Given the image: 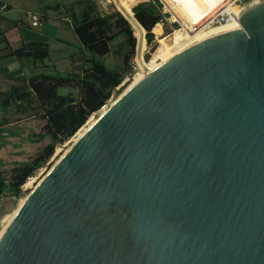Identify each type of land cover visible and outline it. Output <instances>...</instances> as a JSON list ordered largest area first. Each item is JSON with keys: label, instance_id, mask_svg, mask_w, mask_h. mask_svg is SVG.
I'll return each instance as SVG.
<instances>
[{"label": "water", "instance_id": "95a60500", "mask_svg": "<svg viewBox=\"0 0 264 264\" xmlns=\"http://www.w3.org/2000/svg\"><path fill=\"white\" fill-rule=\"evenodd\" d=\"M239 19L75 141L8 225L0 264H264V0Z\"/></svg>", "mask_w": 264, "mask_h": 264}, {"label": "rangeland", "instance_id": "374dc122", "mask_svg": "<svg viewBox=\"0 0 264 264\" xmlns=\"http://www.w3.org/2000/svg\"><path fill=\"white\" fill-rule=\"evenodd\" d=\"M140 1L148 0H0V4L8 5L7 10H0V30H9L7 35L13 46H23V44L36 41L47 42L50 49L49 55L43 60L33 61L31 57L19 60L16 57H12L13 59H8L10 58L8 57L6 60L0 61V74L3 77L0 79V175L10 179L15 168L31 161L43 151L48 143L52 142L49 136L37 140L39 134L45 133L46 118L42 115V107L33 97L22 101L17 100L15 89L25 87L27 79L39 72L82 73L84 67L89 63L88 59L92 56L90 52L81 47L74 31V25L83 13L90 11L89 9L92 7L91 16L108 15L117 11L124 15L122 12L124 9L130 10L132 15L134 14L133 4L136 5ZM193 2L198 13L206 12V16L197 15L191 18L193 13L190 0H187L185 6L181 3L180 6H177L169 1V4L172 5L170 9L173 18L180 21L181 24L180 26L173 24L163 17V22L156 23L152 29L154 37L151 42H148L145 37L146 30L139 27L136 22L138 27L135 31L129 19L124 15L137 38L138 51L136 48L135 54L126 63L124 54L129 48L125 33H120L111 42V52L99 57L108 67L124 72L120 85L132 77L136 65L139 67L150 66L158 60V54L177 43L194 27L205 23V21L209 23L208 20L209 24L216 22L215 19L220 14L218 7L209 8L205 0H193ZM233 4L239 5L237 3L228 4L223 6L222 10L227 13V6ZM26 11L41 13L42 25L33 27L28 21H25L23 15ZM186 11L187 13L184 14ZM20 19L21 23L15 22ZM13 23H15V27H12ZM116 29L118 28L116 27ZM162 31H164L165 37L159 38V33ZM0 45H9L3 34L0 36ZM143 55L149 61L146 64H138ZM120 85L113 90L109 100L117 98L121 93ZM58 90L61 94H71L76 99L80 97V89L77 84L62 86ZM65 142L56 145L54 154L57 148ZM54 154L31 176L42 168L50 167L55 160ZM24 197L26 194L22 186L18 194L6 191L0 196V229L6 224Z\"/></svg>", "mask_w": 264, "mask_h": 264}, {"label": "trees", "instance_id": "16d2710c", "mask_svg": "<svg viewBox=\"0 0 264 264\" xmlns=\"http://www.w3.org/2000/svg\"><path fill=\"white\" fill-rule=\"evenodd\" d=\"M2 5L3 3L0 7ZM132 9L134 11L132 15L138 26L146 30L145 37L151 42L154 37L152 29L163 18L160 1H140L136 5L133 4ZM89 10L92 11V7ZM90 11L84 12L74 25L81 47L92 54L82 73L39 72L27 79L25 87L14 88L17 100L33 97L42 107V115L46 118L45 133L39 134L37 140L49 136L52 142L48 143L31 161L15 168L10 179L0 175V196L6 191L18 194L27 178L54 154L56 145L72 137L93 112L107 103L113 90L123 80L124 72L108 67L99 57L111 52V42L116 35L125 33L129 50L124 54V60L126 63L129 61L137 47V38L133 34L131 24L120 11L96 16H91ZM186 13L187 11L184 14ZM2 34L0 31V36ZM163 37H165L164 31L159 33V38ZM3 50H7L3 57L19 59L31 57L33 61L43 60L50 53L47 42L36 41L15 49L6 45ZM148 61L143 55L138 64H146ZM72 84H77L80 89L79 99L71 94H61L58 90L62 86Z\"/></svg>", "mask_w": 264, "mask_h": 264}, {"label": "bare ground", "instance_id": "6f19581e", "mask_svg": "<svg viewBox=\"0 0 264 264\" xmlns=\"http://www.w3.org/2000/svg\"><path fill=\"white\" fill-rule=\"evenodd\" d=\"M250 3V2H249ZM246 3L245 5H230L227 6V13L225 15V18L216 21L212 24L205 21V23H202L201 25H198L194 27L187 35H185L182 39H180L177 43L167 48L163 53L158 54V60L154 61L150 66L148 67H138V69L134 72L132 77L130 79H126L120 86H121V93L118 95L117 98L109 100L105 105H103L99 110L93 112L87 119L86 123L82 125L76 133L70 137L64 144H61L55 154H54V163L50 165L48 168H42L40 169L35 175L29 177L26 182L22 185V189L25 191L26 197H24L20 203L18 204L16 210L14 213L9 217H7L8 221L4 226L0 229V240L2 239L3 234L5 233L8 225L12 221V219L15 217V215L18 213L24 202L28 199V197L31 195V193L36 189V187L39 185V183L42 181V179L45 177L48 170L56 164L59 159L70 149V147L75 143V141L86 131L88 130L98 119L100 116H102L122 95H124L138 80H140L143 76L146 74L154 71L155 69L159 68L161 65H163L165 62H167L169 59L180 53L183 49L186 47L196 43L197 41L207 37L208 35L216 32L217 30L226 27L232 23L237 22L239 26L242 28V24L240 22L239 16L243 8L249 4ZM202 12V11H201ZM200 13V12H199ZM197 14H193L191 18L196 17ZM211 20V19H210ZM215 21V20H214ZM161 52V51H160ZM156 56V55H155ZM119 86V87H120Z\"/></svg>", "mask_w": 264, "mask_h": 264}, {"label": "built area", "instance_id": "2783aa9c", "mask_svg": "<svg viewBox=\"0 0 264 264\" xmlns=\"http://www.w3.org/2000/svg\"><path fill=\"white\" fill-rule=\"evenodd\" d=\"M159 1L161 3V9L160 10H161L162 16L165 17L167 20H169L171 23L177 24L180 26L181 22L173 18V13L170 9L169 1L177 4V6H180L179 5L180 3L183 4V6H185V5H187V0H159ZM190 1L192 3L191 12L193 14H197L200 16H206V12L198 13L197 9L195 8V3L193 2V0H190ZM205 1L208 4L209 8H211V9L216 8V7L219 8L220 14L218 15V17L215 20L220 21V20L224 19L225 15H226L225 11L222 10L224 8L223 6H226V5L232 4V3H237L239 5H245L246 3L251 2L253 0H205ZM219 6H221V7H219ZM7 9H8V5L5 3H3V5L0 7V10H7ZM25 18L28 21V23L33 27H39L40 25H42V23H41L42 14L41 13L39 14V12L36 13V12L27 11ZM161 22H163V18H162Z\"/></svg>", "mask_w": 264, "mask_h": 264}, {"label": "crops", "instance_id": "0c3cea01", "mask_svg": "<svg viewBox=\"0 0 264 264\" xmlns=\"http://www.w3.org/2000/svg\"><path fill=\"white\" fill-rule=\"evenodd\" d=\"M71 7V6H70ZM122 11V10H121ZM123 13H124V15L129 19V21L131 22V24L133 25V27L135 28L134 30L135 31H137V25H136V21H135V19L133 18V16L131 15V12H130V10H128V9H124L123 11H122ZM26 13H27V11H26ZM26 13L23 15V18L25 19V21H27L26 20V18H25V15H26ZM38 13V12H37ZM66 20H68V18H66ZM16 23H21V19L18 21H15ZM16 25H15V23H13L12 24V27H15ZM2 33H3V35L5 36V38H6V41L9 43V46L11 47V48H18V47H21V46H18V47H15V46H13L12 45V43H11V41L9 40V38H8V31L9 30H0ZM24 45V44H23ZM6 45H0V49H3V47H5ZM4 51V52H3ZM5 51H7V50H0V61L1 60H6L8 57H3V54L4 53H6ZM8 59H13L12 57H10V58H8ZM19 59V58H18ZM20 60V59H19ZM3 77H2V75L0 74V79H2ZM5 79H7V78H5ZM11 80H13L12 78H11Z\"/></svg>", "mask_w": 264, "mask_h": 264}]
</instances>
